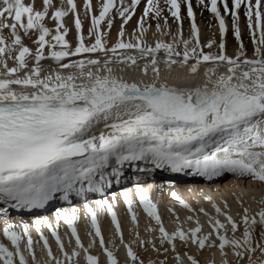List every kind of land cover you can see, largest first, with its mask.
Masks as SVG:
<instances>
[{
	"label": "snow or ice",
	"instance_id": "obj_1",
	"mask_svg": "<svg viewBox=\"0 0 264 264\" xmlns=\"http://www.w3.org/2000/svg\"><path fill=\"white\" fill-rule=\"evenodd\" d=\"M143 2L137 27L132 38L126 40L125 26L136 15L142 0H99L98 15L93 12L92 0H85L84 15L91 19L87 36L76 0H59L58 6L54 0H42V10L25 0H0V203L7 205L0 208V215L7 214L9 208H43L57 194L68 200L73 193H102L104 185L111 183L109 176L120 175L119 169L126 162H150L157 169L167 167L174 173L191 170L209 179L231 173L264 183V0H231V7L230 0H197L218 21V44L215 39L201 43L193 0ZM182 6L190 22L187 39L183 35ZM242 7L255 46L251 57L241 37ZM221 8L232 18L233 36L238 42L234 56L226 51L229 26ZM70 13L75 17V47L66 39L69 29L65 18ZM117 16L121 19L118 39L109 47L106 37ZM169 16L177 24L175 34L168 23ZM49 19L55 22L54 29L47 25ZM150 20L156 22L161 36H171V42H147ZM105 24L107 31L102 29ZM5 29L9 35H5ZM21 32L28 38L36 36L34 51L24 43ZM86 40L93 42L87 44ZM214 46L217 51H204ZM91 54H98L97 58ZM45 60L53 61L58 70L45 74ZM161 63L169 71L173 66L187 68L192 75L199 74L202 65L212 66L205 68L201 85L180 88L160 80ZM120 65L121 72L139 68L145 76L151 70L153 79L126 80L116 74ZM101 124L103 128L97 134ZM106 169L111 171L106 173ZM135 193L138 201L129 191L122 193L131 221L138 227L135 209L137 204L142 206L158 226L146 230L159 232V246L157 239H143L138 231L134 241L124 242L113 195L111 202L107 198L85 201L83 207L92 229L87 247L78 233L80 217L75 207L57 210L55 225L47 217L36 218L33 223L39 240L35 241L29 233V223H5L2 235L12 248L0 241V264H28L25 250L32 264H40L35 245L41 242L48 257L45 264H80L81 253L85 264H100L99 257L90 252L97 238L108 264H120L115 244L107 247L102 235L98 217L105 212L126 248L125 264H144L133 247L137 242L145 251L150 247L164 256L148 264H168L170 252L175 264H185L177 241L200 250L217 247L225 257L223 264H230L227 249L235 264H264V198L257 212L244 207L238 220L226 201L222 208L207 197L215 212L211 215L172 192V198L193 213L185 222L195 227L185 229L175 209L170 208L176 223L170 232L144 187L137 184ZM201 213L208 217L211 231L207 233L199 219ZM61 220L75 238L76 247L71 252L59 232ZM43 226L55 238L60 256L53 253ZM187 260L189 264H199L194 255L187 254Z\"/></svg>",
	"mask_w": 264,
	"mask_h": 264
},
{
	"label": "bare ground",
	"instance_id": "obj_2",
	"mask_svg": "<svg viewBox=\"0 0 264 264\" xmlns=\"http://www.w3.org/2000/svg\"><path fill=\"white\" fill-rule=\"evenodd\" d=\"M193 4L195 6V9L199 11H203L205 14L196 17L197 24L200 28V36L203 37L205 35V39L202 41V44H206L210 39H215L217 41V44L221 40V34L218 27V21H216L213 17V14L209 11L203 9L197 2V0H193ZM78 5V11L81 14V19L83 22V32L84 35L87 36L88 30L91 27V19L90 17H85L84 15V2L85 0H76ZM25 3H34V6L37 10H42V0H25ZM54 3L58 6L59 0H54ZM93 4V12L94 14H99V0H92ZM145 6V3L142 0L141 5L137 7L136 15L133 17V19L128 23V25L125 26V39L132 38V34L134 30L137 27V21L139 17L142 15L143 8ZM264 10V9H262ZM50 10V14H51ZM115 11V10H114ZM221 12L223 14V8H221ZM245 9H243L242 13L244 15ZM225 14V13H224ZM165 15H169L167 12H165ZM245 16V15H244ZM182 17H183V35L184 38L187 39L190 36V22L187 18V12L186 7L182 6ZM118 18V16H117ZM230 21L232 20L231 17ZM228 18V19H229ZM74 15L71 13L69 16L65 18V24L66 27L69 29V33L66 37V39L71 43L73 47L77 44V31L75 29L74 24ZM119 20V21H117ZM203 20V21H202ZM208 24V26H211V28H205V22ZM11 22V21H9ZM227 22V20H226ZM47 25L50 28H55L56 24L54 21L46 20ZM114 25L110 32H108V35L106 37L108 46L111 47L117 42L118 39V32L120 30L121 25V19H116L114 21ZM149 23L151 24V28L149 29L148 33L146 34V40L149 44L154 45V43L158 39H164L168 42H171V36H161L160 33L156 29V22L154 20H150ZM163 23V22H161ZM171 31L173 34H175L177 30V24L174 22L173 18L169 16L168 21ZM229 26V25H228ZM202 27L204 28L202 29ZM232 27V22H231ZM102 29L104 31H107L106 24L102 25ZM167 31V29H165ZM248 31V30H246ZM138 34V33H137ZM5 35H9V32L7 29H5ZM22 37H24V43L33 49V51L36 48V45L33 43V41L36 39L35 35H32L31 38H28L27 36H24L23 32H21ZM218 35H220L218 39ZM242 40L244 43L245 48L250 46L252 40L250 38V34L244 33L242 36ZM87 44L92 43L91 40L85 41ZM238 50V42L233 36V30L231 29V32L227 34L226 37V51L229 56H234L235 53ZM247 50V49H246ZM47 49H45V52L47 53ZM209 51H217V48L214 46L212 49L205 48V52ZM89 54H85L87 56ZM93 58H97L98 54H91ZM159 56L161 59L164 57L163 51L159 53ZM102 58V57H101ZM71 59H78V57H73ZM44 62V63H43ZM67 62V61H65ZM12 61H9V65L12 66ZM42 64L47 65L45 67V74H47L50 71L58 70L56 64L51 60H45L42 61ZM141 64H143V61H141ZM211 64L202 65L200 69V73L197 75H192L188 72L187 68H179L178 66H173L172 70L169 71L167 67L161 63L160 64V80L166 81L169 85L180 87V88H186V87H196L198 85H201L204 80L200 79V77L203 75V72L206 67H211ZM123 67V65L116 67V74L122 75L126 80L129 81H145V82H151L153 79V74L151 70H149V73L147 76L143 75L141 70L139 68H126L123 72L120 71V68ZM65 73L69 70H64ZM219 71L223 72L226 71L225 68H220ZM103 128V125L101 124L99 128L96 130L97 134H99L100 129ZM115 164V161L113 162ZM121 168V167H120ZM155 170L151 173L146 175L147 178H152L151 182H148L147 179L141 178L140 175L135 174L132 175L131 180L132 183H128L127 179L119 180L118 184L120 188L115 189L113 193H111L106 198L109 199L111 202V198L113 195L116 196V201L114 203V210L117 213V216L121 223V228L123 232V238L125 243H129L135 240V232L138 231L139 235L143 239H157V245L159 246V232L149 233L146 229L151 226L154 228H158V226L155 224L154 220H152L150 217L147 216V214L143 211L142 206H139L137 204L136 211L138 214V227L133 224L131 221L130 213L127 211V205L124 201L122 193L124 191H129L132 195V198L134 201H138V196L135 193V187L137 184L142 185L151 198V200L157 204L159 214L162 217V220L164 222L165 227L168 229V231H174L176 228L175 223V216L171 211H169L170 208L175 209L176 214L179 215V219L181 222H184L185 229H188L190 227H195V224L192 222H185L186 217L189 215H193V213H190L188 210L184 209L180 204L171 196L172 192H176L180 195L182 199H184L186 202L192 205L193 208L199 209L201 207L205 208L211 215H215L214 209L212 208V203L209 202L207 197H211L212 201L219 203L220 206L224 207V202L226 201L227 204L230 206L231 214L236 217L239 220V213H242V209L244 207L249 208L253 213L257 212L261 208V204L259 201L261 198H264V183H260L257 181H254L249 178H241L231 173H225L219 177H213L210 180L205 179H199L200 176H195L193 180L191 179V176H194L195 174H192L191 170H187L182 173H174L169 168L165 167L164 172H166V176H170L171 178H176L180 176L186 177V180L183 183H177L175 180L168 179L166 182L159 181L158 179V172L159 169L155 168ZM111 169H106L105 172L109 173ZM121 173V169L119 170ZM120 175H112L110 177H114L117 180L119 179ZM190 181V182H187ZM126 185V186H124ZM116 187V186H115ZM128 187V188H127ZM61 198L62 203L69 202V200H64L63 196L61 194L58 196ZM105 199V198H104ZM95 200H98L97 198H88L87 202L92 203ZM85 203V202H84ZM84 203H77L74 205L69 206H63L60 208L65 211H70L73 207H75L78 211V215L80 217V220L77 222V229L78 233L80 235V238L84 244L85 247H87L91 241L90 236L88 233L92 231L90 226V220L87 218L86 210L84 209L83 205ZM93 207H95L93 203ZM27 208L24 209H14L12 208V211H10V214H5L6 216L4 218L0 217V241L5 243L6 246H8L10 249L12 248V245L10 241L7 240L2 235V228L5 225V223L11 222L19 224L20 222H27L30 225L29 233L33 237L34 241L39 240V234L36 231V228L34 226L33 221L36 219H31L29 217H25L22 215V212L26 211ZM18 211V214L16 215V212ZM55 213L52 212L50 214H47L43 217H47L53 225L56 224V218ZM12 215V216H10ZM16 216V217H14ZM12 217V218H11ZM42 218V217H40ZM100 225H101V231L102 235L104 237V240L109 239L110 242H105L106 246L109 248H113V243L115 244V251L118 260L120 261V264H125V261L128 259L126 255V248L121 243L119 235L115 231V226L111 220L110 215L105 212L99 215L98 217ZM199 219L201 221V224L203 225V231L204 233H207L211 231V228L208 224V217L204 216L202 213L199 215ZM221 220H224V217H220ZM42 231L45 236L49 237V243L52 247L53 253L57 256H60L59 248L56 244L55 238L51 236L50 230L47 228V226L42 227ZM242 231V229H241ZM60 235L62 239L64 240L66 249L71 252L73 248L76 247L75 245V238L71 237L70 229H68L67 225L64 224V222L61 220L60 222V228H59ZM229 235H231V232H229ZM237 235H240V232L237 233ZM71 239V243H69V240ZM219 242L217 241V244ZM23 247V245H22ZM134 249L138 252L141 259L144 260V264H148L149 260H157V259H164L163 255H158L156 252L152 251V249L149 247L147 251H145L143 248L139 246V243L133 244ZM165 247H169L168 245H165ZM177 248L180 251L182 255H185V264H189L187 260V254L194 255L198 261L200 260L204 264H208L210 261L211 264H223V261L225 257L222 255L220 250L217 247H206L204 250L198 249L196 246H191L190 248H187L183 246L179 241H177ZM228 256L227 259L230 262V264H235V258L232 255V252L230 249H227ZM91 254L97 255L100 259V264H108L106 254H104L102 248L99 244V238L96 240V245L92 249H90ZM25 256L28 257V264H32V257L29 255L27 250H25ZM174 254L171 252L169 253L168 258L169 264H175V260L172 258ZM35 256L38 261H40V264H45V262L48 260L46 250L43 249L42 242L35 245ZM209 263V264H210ZM80 264H85V261L83 259V253H81V259Z\"/></svg>",
	"mask_w": 264,
	"mask_h": 264
},
{
	"label": "rangeland",
	"instance_id": "obj_3",
	"mask_svg": "<svg viewBox=\"0 0 264 264\" xmlns=\"http://www.w3.org/2000/svg\"><path fill=\"white\" fill-rule=\"evenodd\" d=\"M194 2V1H193ZM253 2H254V0H253ZM230 7H231V0H230ZM193 8H194V11L196 12V17H198V16H200V13H201V15H204L205 13L203 12V11H199V10H197V9H195V6H194V4H193ZM243 9H245L244 7H242L241 9H240V12H242L243 11ZM224 14V13H223ZM225 15V18H226V20H227V24L229 25V31H228V34L231 32V29H232V27H231V22H232V20L230 21V18L229 17H231V16H229V15H227V14H224ZM229 18V19H228ZM116 19H119V17L117 18L116 17ZM115 19V20H116ZM232 19V18H231ZM117 21H119V20H117ZM203 21V20H202ZM205 22V21H204ZM206 23V22H205ZM115 24V23H114ZM113 24V25H114ZM239 24H240V28H241V37L243 36V34L245 33H248L249 32V29H248V27H247V21H246V17L242 14V13H240V21H239ZM205 28H211V26H208V24L206 23L205 25ZM204 27H202V29H203ZM205 28H204V30H205ZM211 30H212V28H211ZM246 30H248V31H246ZM250 34V33H249ZM201 36H202V34H201ZM200 36V40H204L205 39V35H203V37H201ZM219 37H220V35H218V39H219ZM202 41H201V43H202ZM251 45V47L250 46H248V47H246L245 49H247V54H248V56L249 57H251L252 55H253V49H254V44H253V42L250 44ZM204 51H205V49H204ZM44 63V62H43ZM44 65V64H43ZM44 66H47V65H44ZM108 242H110L109 241V239H106ZM105 240V242H107ZM169 258H168V264H169ZM209 263H210V261H208ZM208 263V264H209ZM199 264H204V263H202L200 260H199ZM211 264V263H210Z\"/></svg>",
	"mask_w": 264,
	"mask_h": 264
},
{
	"label": "water",
	"instance_id": "obj_4",
	"mask_svg": "<svg viewBox=\"0 0 264 264\" xmlns=\"http://www.w3.org/2000/svg\"><path fill=\"white\" fill-rule=\"evenodd\" d=\"M202 80H204V77H203V75H202V77H200Z\"/></svg>",
	"mask_w": 264,
	"mask_h": 264
}]
</instances>
